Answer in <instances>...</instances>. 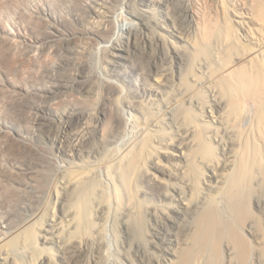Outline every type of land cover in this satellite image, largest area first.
Segmentation results:
<instances>
[{"label": "bare ground", "instance_id": "obj_1", "mask_svg": "<svg viewBox=\"0 0 264 264\" xmlns=\"http://www.w3.org/2000/svg\"><path fill=\"white\" fill-rule=\"evenodd\" d=\"M46 1L47 13L35 12L37 0H0V117L25 125L27 142L6 148L28 174L47 163L41 139L72 165L59 173L46 220L31 217L0 239V264H89L112 201L129 245L143 208L154 220L149 244L167 247L159 264H264V0L248 10L212 0V11L137 0L124 36L108 33L105 0ZM16 14L29 39L5 31ZM94 35L108 39L111 75L130 67L138 76L131 106L144 135L124 150L116 147L123 121L93 104L98 86L86 77L85 56ZM40 76L53 84L37 88ZM106 78L107 99L118 90ZM95 164L106 169L112 194ZM2 172L11 177L0 165ZM15 196L6 194L0 210Z\"/></svg>", "mask_w": 264, "mask_h": 264}, {"label": "rangeland", "instance_id": "obj_2", "mask_svg": "<svg viewBox=\"0 0 264 264\" xmlns=\"http://www.w3.org/2000/svg\"><path fill=\"white\" fill-rule=\"evenodd\" d=\"M92 3L93 1L98 0H84V3ZM107 2V24H108V33L112 36H124L126 33V29L128 25L130 26V18L131 23L132 20L135 19L133 14V10H136L138 7L137 0H105ZM178 4H200L201 9L212 11L215 9V6L212 0H177ZM199 1V3H198ZM236 5L240 7V9L245 8L253 9V1L251 0H232ZM39 2V8L34 7L35 12L40 10H45L48 12V2L46 0ZM184 2V3H183ZM192 2V3H191ZM197 2V3H196ZM128 3V5H127ZM133 4L135 5L133 7ZM255 4V3H254ZM131 5V6H130ZM137 5V6H136ZM130 6V7H129ZM133 7V9H132ZM136 7V8H135ZM129 8V9H127ZM213 8V9H212ZM128 10V12H127ZM244 10V9H242ZM130 11H132L130 13ZM156 13H160L157 9ZM65 16L69 17L67 13L62 12ZM131 14V15H130ZM130 16V17H129ZM18 15H14L10 21L6 23L5 31L9 33V35H17L20 33L23 38L29 39L30 34L23 32V27L18 26V23H15ZM129 17V18H128ZM51 18V17H48ZM74 24V23H73ZM59 30L64 31L65 36L70 34V30H68L63 24L58 25ZM49 30L54 31L53 27L49 28ZM107 32V31H106ZM91 45L89 47V52L85 56V60L87 61L86 68V77L92 79V82L95 86H98V95L94 98L93 104L95 106H106L110 112L116 115L119 119L123 121V126L117 133V143L116 147L120 150H124L126 147H130L133 144L137 143L138 140L144 135V129L140 125V114L134 108L136 100L139 99V93L135 89V83L138 82V76L133 73L132 68L126 67L127 72H121L117 75H111L109 73V69L104 67L103 64V55L105 46L109 43L108 39H103L98 35H94V38L91 39ZM218 47H222L218 45ZM58 60L57 57H54L50 61L51 73L57 65ZM74 70V69H73ZM70 70V71H73ZM108 77L110 81L113 82L114 86L117 88L118 92L111 98H107L105 96L106 89V81ZM39 79V77H38ZM37 79V80H38ZM41 79V80H40ZM36 82L37 88L49 87L53 83L52 79L47 76L43 79V77ZM39 82V83H38ZM73 90V86L70 85L69 89H65L62 92V97L65 99L68 104L71 100V96L69 95ZM41 92V91H39ZM61 97V98H62ZM68 99V100H67ZM59 97H53L51 103L53 106L58 105ZM65 104V103H64ZM63 105V104H62ZM249 118L245 119L244 125L248 123ZM27 133L25 129V125L20 122H16L12 119H6L0 117V146L2 153L0 154V165L3 170H6L11 174V177H5L4 173H0V203L3 204L4 197L8 193H16L15 199L12 201L4 203L5 208H1L0 210V239L4 238L9 233H12L13 229H16L20 224H23L25 221L29 220L31 217L40 216L42 217L45 214V211H49L50 206L54 205V186L59 182V175L61 171L70 167L72 165L71 158H63L58 154H55L54 145L51 141L46 139H41L38 141V145L43 147V156L46 161H44L45 167L33 168L32 174H28L26 172L25 167H20V163L18 161L10 160L11 150H7L9 142L12 141H21L27 142L24 140L25 137L21 135H25ZM7 144V145H6ZM49 150V151H47ZM47 151V152H45ZM47 153V154H46ZM99 164H95L96 168L94 171L95 175L98 176L101 185H109L111 181L108 178L106 169L102 166H98ZM49 168V169H48ZM27 173V174H24ZM60 173V174H59ZM49 175V176H48ZM107 175V176H106ZM110 181V183L108 182ZM109 183V184H108ZM142 186L145 185L144 182L141 183ZM103 185V186H105ZM112 183L110 184V186ZM109 186V187H110ZM105 189L109 190V194L111 192L112 186ZM111 189V190H110ZM107 190V191H108ZM150 198V197H149ZM17 199V200H16ZM155 202V200L151 199ZM113 202V201H112ZM113 206L110 204L112 208H110L111 212L109 213V217L106 215L107 219L103 223V234L102 239L99 245L92 246L86 253L87 263L89 264H159L161 258L165 255L167 247L164 249H158L149 244V239L155 231L154 220L148 214L147 211L144 210L139 216V220L141 223V229L139 233L134 236L133 244L129 245V241L125 232H123V221L120 217V213L116 212V204ZM110 203V202H109ZM42 211H41V210ZM115 211V212H114ZM41 212L43 213L41 215ZM37 213V215H36ZM114 213H116L114 215ZM46 216V215H44ZM43 216V217H44ZM117 218H116V217ZM123 216V215H121ZM40 218L43 223L44 218ZM3 222H13L16 224L15 227L11 229L5 228L2 224ZM125 233V234H124ZM125 235V237H124ZM128 243V244H127ZM139 245V251H138ZM141 255H137V254ZM163 260V259H162Z\"/></svg>", "mask_w": 264, "mask_h": 264}]
</instances>
